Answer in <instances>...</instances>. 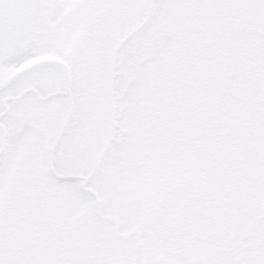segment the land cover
<instances>
[{
    "label": "snow or ice",
    "instance_id": "obj_1",
    "mask_svg": "<svg viewBox=\"0 0 264 264\" xmlns=\"http://www.w3.org/2000/svg\"><path fill=\"white\" fill-rule=\"evenodd\" d=\"M0 264H264V0H0Z\"/></svg>",
    "mask_w": 264,
    "mask_h": 264
}]
</instances>
